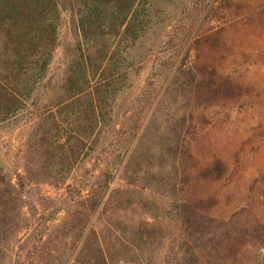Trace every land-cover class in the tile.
<instances>
[{
    "label": "rangeland",
    "instance_id": "rangeland-1",
    "mask_svg": "<svg viewBox=\"0 0 264 264\" xmlns=\"http://www.w3.org/2000/svg\"><path fill=\"white\" fill-rule=\"evenodd\" d=\"M82 3L61 0L59 44L46 78L27 106L0 120V167L15 181L25 173L38 113L55 109L68 69L86 46ZM140 13L144 30L117 43L120 81L106 122L63 181L26 179L28 224L0 264H73L93 226L108 246L132 247L133 228L143 222L157 233L146 250H132L134 263L179 264L190 239L185 228L198 235L204 227L179 205L198 193L204 201L194 200L195 207L218 217L243 211L235 222L247 220L251 235L264 241V0H146ZM206 63L228 89L193 97L185 70ZM177 141L183 146L174 167ZM210 165L213 174L204 176ZM97 193L104 197L92 212ZM255 244L248 239L246 246L258 251ZM259 250L264 255V243Z\"/></svg>",
    "mask_w": 264,
    "mask_h": 264
},
{
    "label": "trees",
    "instance_id": "trees-1",
    "mask_svg": "<svg viewBox=\"0 0 264 264\" xmlns=\"http://www.w3.org/2000/svg\"><path fill=\"white\" fill-rule=\"evenodd\" d=\"M145 2L83 0L79 26L86 46H80L79 55L68 69L55 109L37 115L28 140L25 173L19 172L18 181H15L0 167V257L5 256L3 251L17 232L28 224L24 210L26 179L63 181L87 153L90 141L97 138L120 81L114 61L117 43L123 38L138 37L144 30L146 23L141 18L140 7L145 6ZM60 4L61 0H0V120L15 116L27 106L46 78L59 44ZM206 64L198 66L199 71L185 70L193 86V97L194 92L199 97V93L217 95L228 89L217 82L218 72ZM126 76L127 73L123 74L124 79ZM175 145L170 152L174 167L183 146L181 141ZM216 164L221 170L223 162L219 160ZM213 172L212 165L203 170L204 176ZM196 195L197 198L190 197L192 201L183 198L178 204L179 210L201 217L204 227L198 235L185 228L190 239H186L187 247L179 264H250L252 261L263 264L264 255L259 250L264 243L262 236L251 235L250 225L245 224L247 220L239 217L235 222L236 216L243 211L231 217L215 216L210 210L206 212L202 204L195 207L198 203L193 204L194 200L204 201V196ZM103 197L99 193L91 197L92 212ZM214 197L215 194L209 195L210 199ZM186 222L193 225L189 218ZM233 223L235 226L230 228ZM87 226L86 221L81 237ZM156 233L154 227L143 222L133 228L132 247L117 249L108 246L106 235L93 226L73 264H135L132 250L140 246L146 250ZM120 238L117 236V241ZM248 239L256 243L254 248L258 251L246 246Z\"/></svg>",
    "mask_w": 264,
    "mask_h": 264
}]
</instances>
